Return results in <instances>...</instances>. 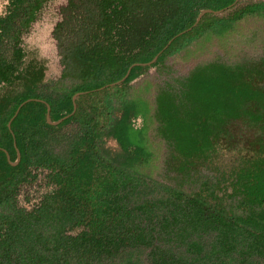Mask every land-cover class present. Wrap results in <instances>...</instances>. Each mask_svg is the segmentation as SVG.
Segmentation results:
<instances>
[{"label": "trees", "instance_id": "1", "mask_svg": "<svg viewBox=\"0 0 264 264\" xmlns=\"http://www.w3.org/2000/svg\"><path fill=\"white\" fill-rule=\"evenodd\" d=\"M237 2L3 4L0 264L99 263L133 247L147 249L148 264H264L247 261L264 258V58L210 60L157 83L153 116L163 171L194 180L192 191L175 184L165 197L134 203L139 181L122 167L137 151L128 120L139 108L120 101V89L217 16L206 12L192 25L202 9L224 12ZM51 6L49 38L59 71L49 77V58L30 38ZM46 106L50 120L65 118L47 124ZM16 150L19 160L11 165ZM46 224L52 231L43 235ZM203 232L214 234V252L241 243L238 260L197 263L171 252ZM187 246L200 252L197 243Z\"/></svg>", "mask_w": 264, "mask_h": 264}, {"label": "rangeland", "instance_id": "2", "mask_svg": "<svg viewBox=\"0 0 264 264\" xmlns=\"http://www.w3.org/2000/svg\"><path fill=\"white\" fill-rule=\"evenodd\" d=\"M261 1L263 0H238L232 10L216 12L217 16L203 30L182 39L158 64L147 67L137 78L120 89V101L134 103L139 108V112L128 120L130 126L136 129L132 138L137 143V151L122 164L125 171L139 181L131 198L132 202L165 197L175 184L186 193L195 188L194 180L177 181L174 175L167 176L163 171L164 144L156 132L153 116L156 85L167 74H185L198 63L210 60L234 63L243 59L264 58V3H259ZM3 4V0H0V5ZM54 18L55 8L51 6L43 20L34 25V34L30 38L41 53L49 58V77L57 75L59 71L49 38L50 23ZM111 144L116 145L115 142ZM151 214L157 216L158 212L152 210ZM40 229L43 235H48L52 231V224L43 225ZM213 235L211 232L191 235L185 242L175 245L171 252L186 260L197 257V263L237 261V248L241 243L232 251L214 252L211 250ZM188 243L200 245L197 256L189 250ZM146 251L144 247L125 248L99 263L88 264H148ZM249 260L261 262L264 258L251 256L247 261Z\"/></svg>", "mask_w": 264, "mask_h": 264}, {"label": "water", "instance_id": "3", "mask_svg": "<svg viewBox=\"0 0 264 264\" xmlns=\"http://www.w3.org/2000/svg\"><path fill=\"white\" fill-rule=\"evenodd\" d=\"M206 12H214V13H215V12H218V11H211L210 9H202V10L197 14V16L195 17V20H194V22H193L192 25H194V24L199 20V18H200L204 13H206ZM168 42H169V41H168ZM155 58H156V55H155V56L150 60V62H148L147 64L151 63L153 60H155ZM129 68H130V67H128V69L126 70L124 76H123L119 81H121V80L127 75ZM119 81H118V82H119ZM115 83H116V82H115ZM75 95H76V94H74V95L72 96V100L74 99ZM23 103H24V102H21V103L16 107V109H15L13 115H12V116L10 117V119L8 120L7 126H9L10 121H11L12 118L16 115V113L18 112L19 108L21 107V105H22ZM73 108H74V104H73ZM48 113H49V107L46 106L45 120H46V123H47V124H50V125H56V124H58L63 118H65V116H63V117H61V118H59V119H57V120L52 121V120L49 119V115H48ZM13 145H14V143H13ZM6 158H7V160H8V155H7V154H6ZM18 160H19V154H18V152H17V150H16V158H15V161L10 162V164H11V165H15V164L18 162Z\"/></svg>", "mask_w": 264, "mask_h": 264}, {"label": "clouds", "instance_id": "4", "mask_svg": "<svg viewBox=\"0 0 264 264\" xmlns=\"http://www.w3.org/2000/svg\"><path fill=\"white\" fill-rule=\"evenodd\" d=\"M3 2L6 4L8 0H3ZM6 13L3 10V5H0V16H4Z\"/></svg>", "mask_w": 264, "mask_h": 264}]
</instances>
